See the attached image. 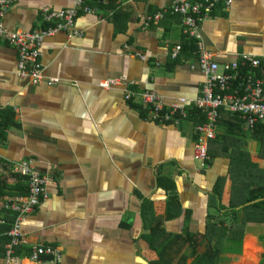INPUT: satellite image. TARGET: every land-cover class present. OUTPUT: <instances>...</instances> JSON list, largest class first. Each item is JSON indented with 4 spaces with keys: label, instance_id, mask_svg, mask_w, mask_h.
<instances>
[{
    "label": "crops",
    "instance_id": "crops-1",
    "mask_svg": "<svg viewBox=\"0 0 264 264\" xmlns=\"http://www.w3.org/2000/svg\"><path fill=\"white\" fill-rule=\"evenodd\" d=\"M11 1L1 22L17 32L47 26L43 7L77 2ZM103 2L89 0L96 15L82 14L74 28L43 38L39 62L46 79H58L52 86L20 79L16 49L0 38V119L8 121L0 129V264H46L45 258L29 260L35 245L59 249L61 264H153L158 254L145 234L156 224L164 233L156 246L170 239L165 260L179 264L187 256L190 264L194 251H206L231 226V208L240 210V219L246 215L244 186L264 175L260 139L227 111L220 112L210 159L202 165L192 156L196 120L156 124L139 99H124L131 90L153 91L166 104L193 102L204 76L196 52L172 57L176 45L186 43L179 15L143 26L170 0ZM198 32L220 72L248 54L260 59L255 71L264 82V0L222 2ZM107 79L120 85L105 90ZM26 158L49 180L48 197L25 218L23 239L8 254L14 215L4 204L28 194V181L14 171V162ZM218 180L224 181L225 210L213 196ZM169 201L176 215L160 221ZM222 218L225 225L218 226ZM263 230L264 224L248 223L242 240L225 241L220 264H262Z\"/></svg>",
    "mask_w": 264,
    "mask_h": 264
},
{
    "label": "built area",
    "instance_id": "built-area-1",
    "mask_svg": "<svg viewBox=\"0 0 264 264\" xmlns=\"http://www.w3.org/2000/svg\"><path fill=\"white\" fill-rule=\"evenodd\" d=\"M97 1L104 3L103 0ZM11 2V0H0V38L6 40L16 49L18 77L29 80L32 85L46 83L48 86H52L57 84L58 79L44 77L43 67L39 62V47L43 38L74 28L80 15H96L99 9L91 7L89 0H77L75 6L65 9L43 7L41 15L47 26L26 32H17L7 29L1 22V17ZM222 2L229 6L232 0H170L168 8L148 15L143 23V26L148 28L158 24L167 15L181 17L185 35L198 40L197 64L204 76L199 98L193 102L186 98H178L166 104L162 97L153 91L130 90L124 92L126 101L139 99L142 107L147 111L148 120L156 124L179 125L188 118L190 108L195 107L200 110L206 120L195 128L198 138L194 143L192 156L194 161L201 162L202 165L210 159L209 142L215 139L221 110L236 116L250 131L255 127L264 129V82L255 71L261 66L260 59L243 54L235 61L225 65L224 71L220 72L219 64L213 60L210 52L203 49L199 41L200 23L211 17L215 8ZM182 49L183 45H176L172 51V57L178 58ZM140 59L145 60L146 56L142 55ZM242 68L246 70L245 75L241 73ZM233 82H238V88H232L231 83ZM119 85V80L107 79L102 83V88L109 90ZM14 171L28 181L29 191L26 196L8 200L4 204V209L14 215V220L10 223L7 233L11 243L8 254H11V246H17L23 239L21 226L25 218L32 214L48 197L46 187L49 180L36 168L34 159L26 158L15 161ZM42 258H45L46 264H61V252L56 247L33 246L30 250L29 260L42 263Z\"/></svg>",
    "mask_w": 264,
    "mask_h": 264
},
{
    "label": "trees",
    "instance_id": "trees-1",
    "mask_svg": "<svg viewBox=\"0 0 264 264\" xmlns=\"http://www.w3.org/2000/svg\"><path fill=\"white\" fill-rule=\"evenodd\" d=\"M186 43L183 46V51H190L191 54H198V40L189 36L185 38ZM246 70L242 68V74L245 75ZM232 88H238V82L231 83ZM144 113L147 114V111L144 110ZM187 119L196 120V126L203 124L206 120L205 115L195 107L189 109V116ZM8 121L1 119L0 129L8 126ZM12 120L9 122L11 123ZM196 128V127H195ZM252 132L256 137L260 139L264 150V129L262 127H255ZM198 136L196 135V140ZM216 139V138H215ZM195 140V141H196ZM209 154V150H208ZM210 157V156H209ZM264 174V172H263ZM25 179V178H24ZM26 180V179H25ZM222 180H218L216 186L213 191V196L218 199L219 207L218 209H227L221 205V197H222V188H223ZM249 182V181H248ZM244 196L245 199L242 204L243 210L246 211L243 218H239L238 214L240 210H236V207L231 208V214L229 216V220L232 223L229 228H222L218 233L217 242L213 246H208L207 250L203 253H198V251H194L192 256L194 257L192 263L190 264H220V257L224 253L223 244L225 241H234L237 243L239 240H242L245 234V228L248 223H258L264 224V175L262 178L257 181H253L252 183H247L244 186ZM173 209V203L169 201L166 204V215L160 221L170 217H175V213ZM14 220V218H13ZM219 225H225V218L218 219ZM151 230L145 234V237L148 239L150 246L153 250H155L158 254V259L154 261L153 264H172L170 261H166L165 257L168 254L167 243L170 242V239L166 238V242L162 244V246H156L157 241L162 237L163 229L160 228L157 224L150 228ZM9 231V230H8ZM207 240H209V233L206 235ZM259 242L263 248V252L261 254L262 260H264V230L258 237ZM187 256H184V263L179 264H188Z\"/></svg>",
    "mask_w": 264,
    "mask_h": 264
},
{
    "label": "rangeland",
    "instance_id": "rangeland-1",
    "mask_svg": "<svg viewBox=\"0 0 264 264\" xmlns=\"http://www.w3.org/2000/svg\"><path fill=\"white\" fill-rule=\"evenodd\" d=\"M208 162V161H207ZM207 162H206V164H207ZM236 259V258H235ZM258 260H259V258H258ZM240 261H241V259H240ZM230 264H233V263H231L230 262ZM258 264H260V260L258 261ZM262 264H264V262H262Z\"/></svg>",
    "mask_w": 264,
    "mask_h": 264
}]
</instances>
